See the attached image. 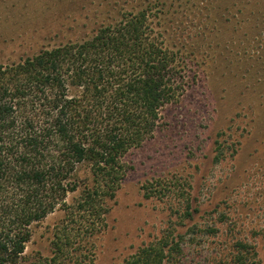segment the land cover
<instances>
[{
	"label": "rangeland",
	"instance_id": "374dc122",
	"mask_svg": "<svg viewBox=\"0 0 264 264\" xmlns=\"http://www.w3.org/2000/svg\"><path fill=\"white\" fill-rule=\"evenodd\" d=\"M161 2L0 0V65L90 37L128 14L152 8L156 22ZM198 2L209 10L180 19L195 81L163 109L153 138L124 157L127 173L93 242L94 264H127L169 235L182 237L177 264H231L238 242L250 264H264V0ZM89 178L80 166V191ZM169 182L191 198L194 220L182 221L176 200L154 194ZM65 220L59 210L32 226L27 264L51 256Z\"/></svg>",
	"mask_w": 264,
	"mask_h": 264
},
{
	"label": "trees",
	"instance_id": "16d2710c",
	"mask_svg": "<svg viewBox=\"0 0 264 264\" xmlns=\"http://www.w3.org/2000/svg\"><path fill=\"white\" fill-rule=\"evenodd\" d=\"M169 1L156 22L152 8L128 14L90 37L0 65V264H27L32 226L59 210L65 226L37 264H94L93 242L127 173L124 157L153 138L163 109L195 81L180 19L209 9L204 1ZM84 165L90 180L80 191L75 177ZM158 186L154 194L176 200L182 221L194 220L180 185ZM181 242L165 236L127 264H177ZM235 248L231 264H250L247 246Z\"/></svg>",
	"mask_w": 264,
	"mask_h": 264
}]
</instances>
